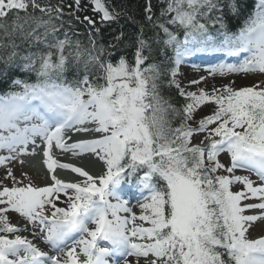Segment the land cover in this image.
I'll use <instances>...</instances> for the list:
<instances>
[{"label":"snow or ice","instance_id":"snow-or-ice-1","mask_svg":"<svg viewBox=\"0 0 264 264\" xmlns=\"http://www.w3.org/2000/svg\"><path fill=\"white\" fill-rule=\"evenodd\" d=\"M257 228L264 0H0V264H264Z\"/></svg>","mask_w":264,"mask_h":264},{"label":"rangeland","instance_id":"rangeland-1","mask_svg":"<svg viewBox=\"0 0 264 264\" xmlns=\"http://www.w3.org/2000/svg\"><path fill=\"white\" fill-rule=\"evenodd\" d=\"M204 65H206V64H204ZM204 65H202V66H204ZM189 66H190V65H189ZM187 75H188V76L195 75V70L192 69V71H191L190 73H187ZM237 78H238V77H235V79H237ZM251 78H253V77H249V78H247V79L242 78V77H239V79H237V80L240 81V83H244V82L248 81V80L251 79ZM213 82H215V81H213ZM205 111H207V110H205ZM24 170H25V169H24ZM25 171H26V170H25ZM16 174H17V176L20 175V170L18 169V167H17V169H16ZM261 234H264V232H261V230H260L259 228L255 229V230L253 231V237H258V236L261 235Z\"/></svg>","mask_w":264,"mask_h":264},{"label":"trees","instance_id":"trees-1","mask_svg":"<svg viewBox=\"0 0 264 264\" xmlns=\"http://www.w3.org/2000/svg\"><path fill=\"white\" fill-rule=\"evenodd\" d=\"M141 2H142V0H141Z\"/></svg>","mask_w":264,"mask_h":264},{"label":"bare ground","instance_id":"bare-ground-1","mask_svg":"<svg viewBox=\"0 0 264 264\" xmlns=\"http://www.w3.org/2000/svg\"><path fill=\"white\" fill-rule=\"evenodd\" d=\"M38 168V167H37Z\"/></svg>","mask_w":264,"mask_h":264}]
</instances>
